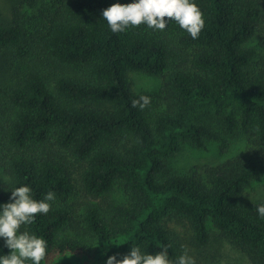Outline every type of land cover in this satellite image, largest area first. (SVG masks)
I'll list each match as a JSON object with an SVG mask.
<instances>
[{
    "label": "trees",
    "instance_id": "trees-1",
    "mask_svg": "<svg viewBox=\"0 0 264 264\" xmlns=\"http://www.w3.org/2000/svg\"><path fill=\"white\" fill-rule=\"evenodd\" d=\"M3 1L0 189L56 194L27 226L48 241L41 264H104L130 240L196 264H219L210 245L227 243L264 264V191L249 194L264 181V0H195L196 39L174 21L113 33L102 11L116 0ZM137 72L158 79L155 95L132 88ZM139 95L145 109L130 106ZM236 138L242 151L216 164L169 169L183 144L227 154Z\"/></svg>",
    "mask_w": 264,
    "mask_h": 264
},
{
    "label": "clouds",
    "instance_id": "clouds-1",
    "mask_svg": "<svg viewBox=\"0 0 264 264\" xmlns=\"http://www.w3.org/2000/svg\"><path fill=\"white\" fill-rule=\"evenodd\" d=\"M102 18L113 33H123L141 24L153 31H167L170 22L174 21L196 39L205 26L204 14L195 0H127L124 3L116 0L102 11ZM150 104L149 95H139L130 102L131 107L140 109ZM4 192L9 196L7 202L0 203V248L8 251H0V264H41L47 259L48 241L27 226L38 216L48 214L56 194L49 190L37 199L29 184H14ZM255 211L264 217V202L258 203ZM128 244L129 250L122 257L118 252L108 254L109 249L105 248L100 253L102 258L106 256L104 264H196L187 250L173 259L169 257L168 245L150 254L146 251L149 245L145 246L143 241L130 240ZM108 245L116 246V243Z\"/></svg>",
    "mask_w": 264,
    "mask_h": 264
},
{
    "label": "rangeland",
    "instance_id": "rangeland-1",
    "mask_svg": "<svg viewBox=\"0 0 264 264\" xmlns=\"http://www.w3.org/2000/svg\"><path fill=\"white\" fill-rule=\"evenodd\" d=\"M0 9L5 12V4L0 0ZM129 77L133 84V89L136 92H147L151 95L156 94V88L159 86L158 79L148 76L144 73H130ZM154 106V104H153ZM245 141L242 139H231L227 141V154L220 153L221 144L217 141H210L207 143V149L199 150L187 144H183L179 151L169 160V169L174 173H184L196 166L207 164H216L225 159L227 156L237 154L244 148ZM264 191V181L254 183L249 190L251 196H258ZM215 240V239H213ZM212 240V241H213ZM210 248L214 251H219L222 254V259L219 264H245L244 259L227 243L220 245L213 241Z\"/></svg>",
    "mask_w": 264,
    "mask_h": 264
}]
</instances>
